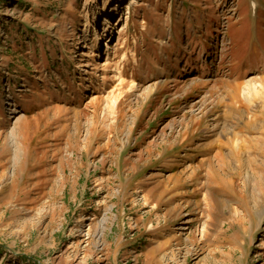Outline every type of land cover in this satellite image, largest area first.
I'll use <instances>...</instances> for the list:
<instances>
[{"label":"rangeland","instance_id":"1","mask_svg":"<svg viewBox=\"0 0 264 264\" xmlns=\"http://www.w3.org/2000/svg\"><path fill=\"white\" fill-rule=\"evenodd\" d=\"M107 3L0 0V264H264V0Z\"/></svg>","mask_w":264,"mask_h":264},{"label":"bare ground","instance_id":"2","mask_svg":"<svg viewBox=\"0 0 264 264\" xmlns=\"http://www.w3.org/2000/svg\"><path fill=\"white\" fill-rule=\"evenodd\" d=\"M114 1H115V0H108V3H107V8H108V9H110V8L113 7V5H114ZM105 22H106V25H107L108 27H110V23H109L108 19H106ZM108 47H109V46H108ZM109 48H110V47H109ZM234 155H235L236 159H239V158H240V156H239L237 153L234 154ZM211 169H212V167H211ZM213 172L215 173L214 168H213Z\"/></svg>","mask_w":264,"mask_h":264}]
</instances>
